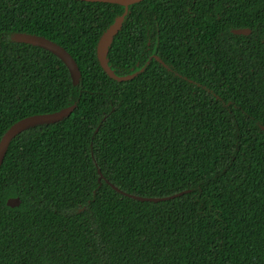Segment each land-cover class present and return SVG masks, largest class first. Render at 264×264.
Masks as SVG:
<instances>
[{"label":"trees","instance_id":"1","mask_svg":"<svg viewBox=\"0 0 264 264\" xmlns=\"http://www.w3.org/2000/svg\"><path fill=\"white\" fill-rule=\"evenodd\" d=\"M72 105L10 143L0 264H264V0H0V140Z\"/></svg>","mask_w":264,"mask_h":264},{"label":"water","instance_id":"2","mask_svg":"<svg viewBox=\"0 0 264 264\" xmlns=\"http://www.w3.org/2000/svg\"><path fill=\"white\" fill-rule=\"evenodd\" d=\"M85 1H100V2H111V3H119L123 4L125 6H129L130 4L140 2L142 0H85ZM121 20L118 19L115 25L109 30V32L105 35V37L101 40L99 47H98V53L99 58L101 59V62L106 66V58H105V46L111 43V40L114 36V34L117 32V30L120 27ZM233 32L236 34H250L252 32L249 28H236L233 29ZM14 39L18 42H24L29 43L37 46H41L57 56H59L64 63L67 65L72 79L75 84H78L81 79V71L78 66V63L74 59V57L70 54V52L60 44L56 43L55 41L42 36L38 34H32L27 32H18L14 35ZM110 74H113L111 71H109ZM76 105H72L66 108H63L57 112L53 113H44V114H37L25 117L15 124H13L2 136L0 140V166L2 165L5 155L7 153V150L10 146L11 141L22 131L27 130L31 127H34L39 124H48V123H55L63 120L64 118L68 117L75 109ZM101 179L104 177L101 173ZM113 185V184H112ZM113 187L116 190L122 191L120 188H118L116 185H113ZM126 193V192H125ZM184 191L180 193L173 194L171 196H165V197H143L138 196L135 194L126 193L130 197H134L140 200H151V201H160V200H166L169 198L176 197L180 194H183ZM7 204L11 207H16L21 204V198L20 197H11L8 199Z\"/></svg>","mask_w":264,"mask_h":264}]
</instances>
